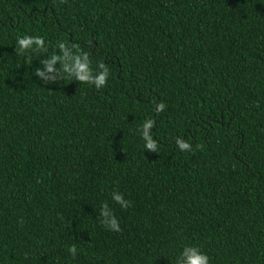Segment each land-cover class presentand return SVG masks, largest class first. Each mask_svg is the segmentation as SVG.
Masks as SVG:
<instances>
[{"label":"trees","instance_id":"1","mask_svg":"<svg viewBox=\"0 0 264 264\" xmlns=\"http://www.w3.org/2000/svg\"><path fill=\"white\" fill-rule=\"evenodd\" d=\"M203 255L264 264V0H0V264Z\"/></svg>","mask_w":264,"mask_h":264},{"label":"clouds","instance_id":"2","mask_svg":"<svg viewBox=\"0 0 264 264\" xmlns=\"http://www.w3.org/2000/svg\"><path fill=\"white\" fill-rule=\"evenodd\" d=\"M32 42L31 38L30 37H25L24 39H18V44L20 46H24V47H27L28 44H30ZM36 43L42 45L43 44V39L40 38V37H36ZM83 79V78H81ZM165 108V105L163 103L157 105V111H163ZM153 122V121H152ZM152 124L149 123L148 125H146V127H151ZM177 144L179 146V148L181 150H190V145L186 142H184L183 140H177ZM148 147L152 150H155V145L150 143L148 145ZM115 199L117 201H119L121 198L120 197H115ZM190 264H208V257L206 255H203L202 257H192L190 258Z\"/></svg>","mask_w":264,"mask_h":264}]
</instances>
